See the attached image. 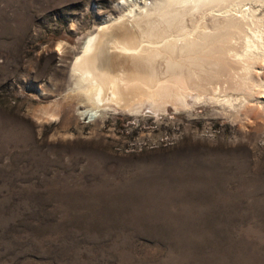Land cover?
Returning a JSON list of instances; mask_svg holds the SVG:
<instances>
[{"label":"rangeland","instance_id":"obj_1","mask_svg":"<svg viewBox=\"0 0 264 264\" xmlns=\"http://www.w3.org/2000/svg\"><path fill=\"white\" fill-rule=\"evenodd\" d=\"M117 3L0 0V264H264V99L87 115L71 91Z\"/></svg>","mask_w":264,"mask_h":264},{"label":"bare ground","instance_id":"obj_2","mask_svg":"<svg viewBox=\"0 0 264 264\" xmlns=\"http://www.w3.org/2000/svg\"><path fill=\"white\" fill-rule=\"evenodd\" d=\"M247 1L264 3L118 0L119 15L83 37L74 55L71 91L89 104L83 112L138 113L146 100L155 111L201 96L233 106L229 92L264 99V78L254 75L264 65V19L243 9Z\"/></svg>","mask_w":264,"mask_h":264}]
</instances>
